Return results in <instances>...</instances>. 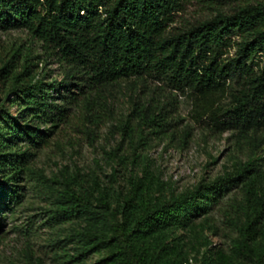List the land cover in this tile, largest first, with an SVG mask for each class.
<instances>
[{
	"label": "trees",
	"instance_id": "trees-1",
	"mask_svg": "<svg viewBox=\"0 0 264 264\" xmlns=\"http://www.w3.org/2000/svg\"><path fill=\"white\" fill-rule=\"evenodd\" d=\"M235 1L246 2L231 14L218 12L185 30L168 32L185 0H0V32L26 30L70 73L63 84L49 85H19L20 74L14 76L15 83L0 100V193L11 181L3 168L23 156L11 152L16 146L12 140L25 137L34 145L44 141V133L24 124L25 117L31 114L50 123L66 117L64 107L49 103L44 87L58 90L74 79L82 81L76 85L80 90H100L129 78H151L189 99L195 120L212 131L232 132L253 148L264 146V65H254L264 52V2ZM234 33L240 42L228 57ZM11 96L19 101H10ZM13 106L19 108V117L10 114ZM137 109L147 126L166 124L160 103ZM129 180L119 217L114 214L106 230L88 228L78 234L86 252L98 245L108 249L96 264H175L165 245L168 231L181 222L189 224L215 205L227 186L237 184L244 195L237 251L248 264H264V172L253 160L167 200L150 199L146 183ZM97 192L94 198L68 187L62 213L84 216L95 208L100 210L95 215L104 218L112 213L111 206L107 194ZM216 259L217 264H235L222 253ZM204 264L209 261L204 259Z\"/></svg>",
	"mask_w": 264,
	"mask_h": 264
},
{
	"label": "rangeland",
	"instance_id": "rangeland-1",
	"mask_svg": "<svg viewBox=\"0 0 264 264\" xmlns=\"http://www.w3.org/2000/svg\"><path fill=\"white\" fill-rule=\"evenodd\" d=\"M245 2L185 0L167 31L185 30L218 12L231 14ZM230 39L227 55L233 57L240 36L234 33ZM254 65H264V52ZM16 74H20L19 85H49L63 84L70 73L53 51L26 30L0 32V100L15 83ZM77 84L82 81L74 79L71 86L58 90L44 87L49 103L66 109L62 121L25 117V125L44 133L43 142L34 145L25 137L12 140L16 146L11 152L23 156L2 170L11 181L0 193V264H96L107 257L104 245L86 252L84 238L78 234L88 228L106 230L114 214L119 217L130 178L147 184L150 199L167 200L248 160L264 172V146L253 148L232 132L212 131L207 123L195 120L191 101L167 84L151 78H129L100 90H80ZM149 102L164 107L166 124L147 126L140 120L137 108ZM9 109L12 116H20L16 106ZM68 187L94 198L97 189L103 191L112 213L98 218L95 212L100 210L93 201L94 213L63 214ZM243 198L240 184L227 186L215 205L197 213L189 224L172 227L165 245L174 263L204 264L207 259L217 264V254L222 253L235 264H248L237 251Z\"/></svg>",
	"mask_w": 264,
	"mask_h": 264
}]
</instances>
